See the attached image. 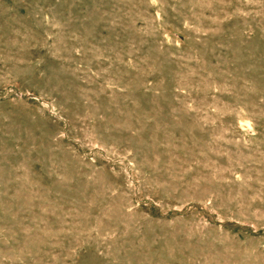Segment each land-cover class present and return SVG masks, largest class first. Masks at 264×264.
<instances>
[{
  "label": "rangeland",
  "instance_id": "obj_1",
  "mask_svg": "<svg viewBox=\"0 0 264 264\" xmlns=\"http://www.w3.org/2000/svg\"><path fill=\"white\" fill-rule=\"evenodd\" d=\"M0 264H264V0H0Z\"/></svg>",
  "mask_w": 264,
  "mask_h": 264
}]
</instances>
